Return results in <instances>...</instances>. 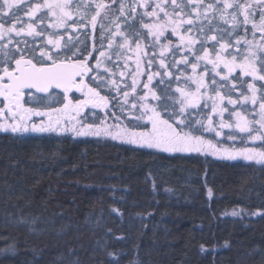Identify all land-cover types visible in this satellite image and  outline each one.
Segmentation results:
<instances>
[{
	"label": "trees",
	"instance_id": "obj_1",
	"mask_svg": "<svg viewBox=\"0 0 264 264\" xmlns=\"http://www.w3.org/2000/svg\"><path fill=\"white\" fill-rule=\"evenodd\" d=\"M99 2L73 0L72 19L90 20ZM102 2L110 6L108 19L101 12L95 29L76 26L84 50L91 46L99 55L107 47L116 17L121 31L130 38L139 33L150 45L138 0ZM203 3L222 9L223 0ZM233 11L223 20L220 12L208 15L211 23L226 26ZM260 12L255 7L252 19L258 22ZM241 80L243 87L253 83L251 77ZM143 83L144 76L135 93L125 90L127 102L125 86L111 98L113 110L123 108L128 127L139 115L128 108L144 95ZM255 84L261 88L264 81ZM150 87L160 96L158 77ZM168 104L167 112L157 108L165 119L174 110L172 100ZM189 113L185 131L211 146L264 152V143L249 144L246 135L218 136L213 124L196 123L203 113ZM0 264H264V168L149 151L110 136L0 134Z\"/></svg>",
	"mask_w": 264,
	"mask_h": 264
},
{
	"label": "snow or ice",
	"instance_id": "obj_2",
	"mask_svg": "<svg viewBox=\"0 0 264 264\" xmlns=\"http://www.w3.org/2000/svg\"><path fill=\"white\" fill-rule=\"evenodd\" d=\"M112 2L115 3V0H112ZM138 2L140 7L146 8L150 6L148 0H138ZM19 3L20 0H0V12L7 16ZM185 6L189 7L191 12H185ZM72 7L73 0H44L43 4L34 5L26 14L31 17L41 8H45L48 10V15L54 20L51 25L53 28H66V22L71 21L72 26L85 28L90 24L95 29L97 17L101 16V12H104V18L108 19L107 10L110 6L103 3L102 0L96 3L95 14L87 21L84 18L73 20ZM255 7L261 8L258 22L252 19ZM125 8L126 5L122 2L119 8L121 15L124 14ZM169 8H171V11H169ZM202 9L203 11H201ZM228 9H234L231 13L232 31H235L239 24L247 26L251 23L253 39L249 40L246 38V27L245 36L237 37L234 43L224 41L223 36L220 39H218L217 35L207 36L204 33L203 24L199 26V30L202 36H204L203 40L194 39L193 36L187 34L191 33L195 27L192 13H195V20H201L209 19V13L220 12V18L223 20ZM135 11L134 2L131 12L135 13ZM241 13L243 14V20L238 21L237 15ZM144 15L153 18L152 23L143 24V27L148 29L147 36L152 37L150 45L143 43L146 37L141 36L139 33H134V38H130L124 31H121L120 24L116 22L119 17H116L112 22L114 24V31L111 29L107 30L110 37L108 48L111 50L113 43L119 40L122 41L116 45L119 51L111 54L100 51L99 59L91 57L92 59H96L95 68L90 65L88 59L77 57V59L72 60L67 55H65L64 59H61L60 51H53V49L61 48L60 39L54 38L58 35L55 32L49 37L44 47L39 49L38 55L36 48L30 49L29 54L20 48H16L15 52H11L7 44L0 45V96L3 97V108H0V116H11L13 120L12 123L0 125V128L5 131L11 130L13 133L32 131L37 133L72 132L77 136L105 135L110 136L112 139L140 144L149 148H158L168 152L200 151L205 142L200 137L193 136L190 131L186 132L183 130L189 126L188 115L186 113L190 115V109H207L209 107L208 101L210 100L211 112L219 113L223 116V113L228 111V109L219 107V104L225 99V96L221 94L220 88L227 86L230 79L243 83L241 77H251L253 83L247 84V89L251 95H243L242 99L245 102L251 101L253 105H256L258 100L257 93L261 92L259 97V119L250 122L239 112H233L232 115L237 118L236 127L240 132H251L250 123L259 124L260 128L264 129V92L261 91V89H264V85H261V88H257L255 84V81H264V0H256L255 6L251 3H240L239 0H234V2L223 0L222 9L215 7L212 3L205 5L203 0H187V5L178 4L177 0H170V3L169 0H156L151 5V11L145 12ZM185 16L187 19H185ZM17 21L19 22V18H17ZM225 22L227 23V21ZM185 25L188 27L185 28ZM103 27V24H101L102 29ZM28 28V35H40V33L35 32L32 24H29ZM169 29H171L172 35L178 37L183 49L188 50L187 54L183 55L180 60L173 62V67L179 64H183L185 68L190 66L192 75L187 76L185 82H190L191 85H194V90H184L177 87L176 92L179 93V98L165 94L166 99L162 101L161 96H158L156 91L150 87L154 75H160V73L149 74L147 75V82L142 84V88L146 90L144 95L138 96L136 102L132 104L133 110H139V115L136 116V119L145 121L143 131H129L119 128L118 125L106 126L104 128H94L93 125H87L78 128L76 125L79 121H76V116L79 115L80 110L88 104H91L93 107L101 106L98 101L104 100L95 88L89 87L85 83V77L91 80L97 79V77L89 76V73L97 71L105 61L112 62V55H115L116 60L119 61L128 52L133 51L135 53V68L129 71L128 61L132 60V57L127 56L123 66L124 71L120 73L121 77L126 74L131 76V84L128 87H130L132 93L137 91L139 77L144 75V72L141 70V64L146 63L149 68L152 66L157 59L155 55L157 47L160 48L158 57L159 67L164 70V76H172V73L168 71V65L165 63V54L171 46L170 38L165 35ZM23 31V28L17 30L15 24L10 28H4L3 24H0V38L12 32H16V35L19 36ZM257 33H259V41H256ZM229 36H231V33H229ZM161 38L168 40V43L161 44ZM208 40L216 42L211 45V53L209 47L206 46ZM8 43H11L10 38ZM197 43L200 44V47L194 48V45ZM133 44L135 45L134 49L132 47ZM217 44L219 45L218 50ZM49 45L51 48L48 47ZM242 45L244 46V50H242ZM101 47H103V44H101ZM146 47L152 49V55L145 61L144 58L149 56L145 52ZM175 50L176 52L182 51L179 46H176ZM201 52L202 55L198 54ZM17 54L19 58H16ZM73 56H76V53H73ZM189 56H194V61L190 60ZM202 62L203 71L198 73V68H200ZM258 62L259 67H257ZM209 65L211 66L210 68L208 67ZM113 67L119 68L120 66L118 63H114ZM237 69H239V74L233 75ZM105 71L108 70L105 69ZM217 77L220 78L219 81L216 79ZM176 79L179 80V77H176ZM160 82H164L163 77H161ZM112 83L115 84V81H112ZM235 87V84H232L229 93ZM55 89L62 90L65 101L62 108L50 110V113L56 114L55 120H53V116L49 112L24 108L20 102L26 91L31 92L34 90L36 93H50ZM73 90L81 92L85 98L73 100L69 96ZM211 93H214V95ZM128 95L129 92L125 91L124 97L126 102ZM149 99L160 103L159 105L152 104L149 102ZM168 100H172L174 110L165 119L157 108L159 106L164 112H167L169 107ZM236 103L237 101L231 99V95L229 94L228 104L235 105ZM103 106H107L106 101ZM33 115L41 117L47 115L49 122L33 123L29 128L25 121ZM207 119L210 128L213 118L212 116H208ZM73 121H76V123H73ZM196 123L203 126L202 121L198 120ZM223 126L224 124L221 123V127ZM228 126L231 127V125ZM113 128H115V131ZM256 138L259 137H253V139ZM225 152L229 158L242 155L248 160L258 157L257 162H264V152L256 153L255 155L249 149H244L238 153H227V150Z\"/></svg>",
	"mask_w": 264,
	"mask_h": 264
},
{
	"label": "rangeland",
	"instance_id": "obj_3",
	"mask_svg": "<svg viewBox=\"0 0 264 264\" xmlns=\"http://www.w3.org/2000/svg\"><path fill=\"white\" fill-rule=\"evenodd\" d=\"M156 2V0H148L149 3V7L146 8H142V12L143 14L145 12L151 11V5L154 4ZM230 2H234V0H230ZM240 3H251V0H239ZM44 0H20V3L18 4V6L16 8H14L12 10L11 13H9L7 16H5L2 13V19L5 20L6 24H3L4 28H10L12 27L13 24L16 25V29L19 30L21 28L24 29L23 32H21V34L19 36L16 35V32H12L9 33L7 36H4L3 38H0L2 44H7L9 41V38L11 39V43L14 44L16 47H19L20 45H22L23 43L26 44H30L32 47L37 45L38 47V51L41 47H44V45L47 43V40L49 39V37L52 35V33H57L58 35L54 38L60 39V44L61 45H68L71 43V40L74 39V35L76 32H78L77 27L76 26H72L71 21H67L66 22V28H53L51 27L52 23L54 22L53 18L48 15V10L45 8H41L38 12L35 13L34 16H28L26 13L36 4H43ZM170 3V0H169ZM178 4H182V5H187V0H177ZM169 11H171V8H169ZM177 11H179V9H177ZM185 12H191V9L187 6H185L184 8ZM14 13V15H13ZM102 15V14H101ZM21 16L22 18L19 20V22L17 20H14L16 17ZM73 14H72V18H73ZM193 19L195 21V27L193 28V31L191 33H187L188 35L193 36L194 39L197 40H203L204 36H202L200 30H199V26L201 24L204 25V33L207 36H211V35H217L218 39H220L221 36H223V40L224 41H229L234 43L235 39L237 37H244L245 36V27L247 28V36L246 38L251 40L253 39L252 37V25L251 23H249L247 26H244L242 24H239L235 31H232L233 25H226V26H222L220 24L217 23H211V20L213 18H211L209 16V19H201V20H195V13H192ZM240 16V17H239ZM239 20L238 21H242L243 20V14H239ZM1 17V16H0ZM6 17V18H5ZM147 18V24H150L153 22V18L152 17H148ZM185 19H187V17L185 16ZM210 20V22H209ZM1 24V23H0ZM32 24L33 28L35 29V32L40 33V35H28L29 32V28L28 25ZM188 26L185 25V28H187ZM88 31V29H84L83 31ZM148 30V29H147ZM82 33V32H81ZM148 33V32H147ZM229 33H231V36H229ZM166 36H168L171 40V46L168 50V52L165 54L166 56V60L165 63L168 65L169 63L171 64L172 68H175L177 66V70L175 72H173V70H170L168 67V71L172 73L171 77H167L164 76V70H162L160 72V75H154L155 73L159 72V52H160V48L157 47L156 48V52L155 55L157 57L156 61L152 64V66L149 68L147 67L146 63H142L141 64V70L144 72V75L139 77V81H138V85L142 80V77L144 76V82H147V75L149 74H153L154 75V79L158 77L159 82L161 81V77H163L164 82L161 83V90H160V96L162 98V101L166 99L165 94H167V96H172L175 98H179V93L176 92V88H182L184 90H194V85H191L190 82L186 83L185 82V78L189 75H192L191 72V68L190 66H188L187 68H185V66L183 64H179L176 65L175 67H173V62L176 60H180L181 57L185 54H187V49H183V46L180 45L178 37L174 36L171 34V29H169L166 33ZM62 37V38H61ZM66 37V39H65ZM88 37V34H87ZM150 37V36H149ZM152 39V37H150ZM67 39H69V41H67ZM88 39V38H87ZM256 41H259V33L256 34ZM254 41V42H256ZM122 42V41H115L113 43L112 49L109 50L108 48V44L107 47L103 50L106 53H114L116 51H119L116 47L117 43ZM9 43V44H11ZM161 44H166L168 43V40H165L163 38H161L160 41ZM213 43H216L215 41H210L208 40L206 42V46L209 47V51L211 53V45ZM176 46L181 47L182 51L180 52H176ZM49 48H51V46H48ZM133 49L135 46H132ZM200 44L197 43L196 45H194V48H199ZM219 48V45L217 44V50ZM55 50V49H53ZM242 50H244V46L242 45ZM149 54L148 57H145V61L152 55V50L147 52ZM202 55L201 53H198ZM127 56H131L132 60L128 61L129 64V71H131L132 69L135 68V53L133 51H130L128 53H126L125 57H122L119 61L116 60V56L112 55V62H108L105 61L104 64L101 65V67L98 69V72L100 74V79L103 82V86L105 89H110L111 91H109L111 94H113L112 90L114 89H118L120 86H125L124 87V91L126 89H130V87H128V85L131 84V76L129 75H124L123 77H121L120 73L122 71H124V63H125V59ZM168 57V59H167ZM100 58V56L98 55V59ZM170 58L172 59V61L170 60ZM189 59L194 61V56H189ZM114 63H118L119 64V68L114 69L115 67H113ZM143 65H144V69H143ZM259 62L257 63V67H259ZM209 68L211 67L210 65L208 66ZM105 69H107L108 71H105ZM111 70V71H110ZM115 71V72H114ZM203 71V62L201 63L200 68H198V73ZM108 72V76L105 75V73ZM115 73V75H114ZM239 74V69L236 70V73H233V75H237ZM115 76V84H113L112 82H109V80H113L112 78H114ZM176 77H179V80L176 79ZM172 78V79H171ZM218 81L220 80L219 77L216 78ZM242 79V77H241ZM207 81V78H206ZM223 83V82H221ZM229 84V85H228ZM227 84V86L221 87L220 91L221 94L225 96V99L222 103L219 104V107L221 108H227L226 104H228V96L229 94L231 95V99L236 100L237 103L234 106V108L228 109V111L223 113V116H221L219 113H212L211 112V101H208L209 107L207 109H196V110H189L191 112L192 115L198 114V113H203L200 115H197V119L199 121H202V123L204 124L205 121L208 122L207 117L208 116H212L213 118V125L215 127L214 131L217 134L218 131H222L221 133L218 134V136H231V135H246L248 138H246L245 142H248L249 144H256V143H264V129L260 128L259 124H255V123H250L249 127L252 129L251 132H240L239 129L236 127V123H237V118L232 115L233 112H239L243 117H245L248 121L250 122H254L255 120L259 119V97L261 95V92L257 93V104L254 105V110L251 108L253 107V104L251 103V101H243L242 96L243 95H251V93L248 91L247 86L243 87L242 83L240 81H232L230 79L229 83ZM235 84V89L232 90L229 93V88H231V85ZM118 85V87H117ZM171 90H168L169 88ZM229 87V88H228ZM170 91H172V94H170ZM210 91V90H209ZM233 92V93H232ZM237 93V95H234V93ZM212 95H214V93H211ZM203 103V101H202ZM108 105V104H107ZM230 105V104H229ZM120 106V105H119ZM117 107L116 110H113L111 108V106L109 105V111L106 113L108 114L110 111L111 113L103 118L98 120L97 125L94 126V128L99 127V128H104L106 126H119V128L122 129H126L129 131H143V124L145 123V121L143 120H136L134 123L135 125L133 127H128L127 126V115H123L122 111L123 108L122 107ZM126 109V108H125ZM128 111H130L133 114H136L139 112V110H133L132 109V104H131V108H128ZM190 122V121H189ZM221 123L224 124L223 127H221ZM228 125H231V127H229ZM150 127V125H149ZM211 127V126H210ZM188 127H185V129H183L184 131L187 130ZM226 129V130H225ZM229 131H228V130ZM113 130L115 131V128H113ZM209 135H212V132L210 130H207ZM58 135L60 134H70L73 135L75 137H109V136H105V135H100V136H95V135H83V136H77L72 132H63V133H56ZM253 137H259L256 139H253ZM119 140V139H116ZM205 143L203 145V147L201 148L200 151H184V152H180V151H176V152H168V151H163L161 149L158 148H149L147 146H142L140 144H132L129 143L135 147H139L142 149H146L149 151H158V152H163V153H167V154H171V155H190L192 157H194L195 159H203V158H209V159H214L217 162H222V163H240L242 165H246L248 167H250L251 169L254 170H258V169H262L264 168V162H257V160L259 159L258 157L256 159L253 160H248L245 159L244 156L242 155H236L234 158H229L228 155L226 154L225 150L223 149H217L214 146H211L207 141H205L204 139H202ZM121 142H126V141H122ZM128 143V142H127ZM252 151V154L255 155L256 153H260L255 151V149H250V148H246ZM242 150H227V153H238Z\"/></svg>",
	"mask_w": 264,
	"mask_h": 264
},
{
	"label": "flooded vegetation",
	"instance_id": "obj_4",
	"mask_svg": "<svg viewBox=\"0 0 264 264\" xmlns=\"http://www.w3.org/2000/svg\"><path fill=\"white\" fill-rule=\"evenodd\" d=\"M0 23L1 24H6L5 20L2 19V12H0ZM6 18V17H5ZM17 18H19V20L22 18L21 16L16 17L14 20H17ZM91 36V35H90ZM66 39V37H65ZM81 36L79 33H75L74 35V39L71 40V43L68 45H61L60 49H55L53 51H60L61 59L65 58V55H67V57H69L72 60L77 59V57L81 58V59H88L90 62V65L95 68V64H96V59H92L91 57H96L98 59V55H95V49L90 48L89 49H83V47H81ZM67 41H69V39H67ZM94 41L93 39H91V44H93ZM0 45H2V42L0 40ZM8 45V49L11 52H15L16 48H20L23 49L26 53L30 54V49L32 48H36L37 49V55L39 54L38 51V47L37 45L35 46H31L30 44H26L23 43L22 45H20L19 47H16L14 44H9ZM73 53H76V56H73ZM91 54V55H90ZM18 54H17V57ZM14 67V64H13ZM105 75H108V72L105 73ZM89 76L92 77H97V79L95 80H91L88 77H85V83H87L89 85V87H93L96 89L97 92H99L100 96L104 98V100L98 101V103L101 106H97V107H93L91 104H88L87 106L83 107L80 112L79 115L76 116V121H79V123L76 125L78 128L82 127V126H87V125H93V127L95 125H97L98 120L103 119L106 117V113L109 111V105L111 106V101H112V97L116 98L119 96H117V90L118 89H114L112 90L113 94H111L109 91H111L110 89H105L103 86V82H102V78L100 79V74L97 71H94L92 73H89ZM114 80H109V82H112ZM69 96L73 99V100H77V99H84L85 97L83 96V94L81 92H77L75 90H73L72 93L69 94ZM3 97L0 96V108H3ZM107 102V106H103L104 102ZM21 104L23 105L24 108H31V109H35L41 112H49L50 110L53 108H62L63 104L65 103L64 101V96L62 93V90H52L50 93H47L46 95H37L34 92H25V95L23 96V98L21 99ZM53 116V120H55L56 118V114L55 113H50ZM73 115H75V113H73ZM105 116V117H104ZM44 123H48V116L45 115L43 117L41 116H31L30 119H28L27 121H25V123H27V126L30 128L31 125L33 123L39 124L41 122ZM76 121H73V123H76ZM13 120L11 118V116L8 117H4V116H0V125H4L6 123H12ZM46 133V132H45ZM56 133H61V132H56ZM0 134L2 135H32V134H37V132H32V131H27V132H16L13 133L11 130H3L2 128H0Z\"/></svg>",
	"mask_w": 264,
	"mask_h": 264
},
{
	"label": "water",
	"instance_id": "obj_5",
	"mask_svg": "<svg viewBox=\"0 0 264 264\" xmlns=\"http://www.w3.org/2000/svg\"><path fill=\"white\" fill-rule=\"evenodd\" d=\"M254 3H256V0H253ZM55 90H60V89H55ZM32 92L36 93L34 90H32ZM37 95H46L47 93H36Z\"/></svg>",
	"mask_w": 264,
	"mask_h": 264
}]
</instances>
